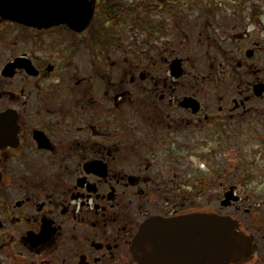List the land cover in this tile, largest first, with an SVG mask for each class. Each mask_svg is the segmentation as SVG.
<instances>
[{"label":"flooded vegetation","instance_id":"af4514ba","mask_svg":"<svg viewBox=\"0 0 264 264\" xmlns=\"http://www.w3.org/2000/svg\"><path fill=\"white\" fill-rule=\"evenodd\" d=\"M81 4L80 31L0 15V264H137L154 219L155 264H209L166 224L194 215L264 264V0Z\"/></svg>","mask_w":264,"mask_h":264},{"label":"water","instance_id":"95a60500","mask_svg":"<svg viewBox=\"0 0 264 264\" xmlns=\"http://www.w3.org/2000/svg\"><path fill=\"white\" fill-rule=\"evenodd\" d=\"M81 8V0H0L1 16L41 28L64 24L80 31L90 22L91 17L90 15L86 22L79 21ZM160 224L165 222L154 219L143 228L135 240L132 253L138 264L156 263L154 234L156 226ZM166 224L188 226L189 233L194 235V250L207 251L209 264H237L238 261L243 262L250 257V253L242 249L237 256V223L231 218L194 215ZM240 238L243 239L242 236Z\"/></svg>","mask_w":264,"mask_h":264},{"label":"rangeland","instance_id":"374dc122","mask_svg":"<svg viewBox=\"0 0 264 264\" xmlns=\"http://www.w3.org/2000/svg\"><path fill=\"white\" fill-rule=\"evenodd\" d=\"M213 1L226 2V1H237V0H213ZM252 1H254V0H248V2H252ZM232 4L234 5V7H237L236 4H234V3H232ZM220 15L222 16L223 14L221 13ZM116 26H118V25H116ZM119 27H122V25H120ZM231 171H232V169H229V172H231ZM243 172H244V169L237 168V183H239L240 181H242L245 178V174H242ZM232 176L233 175H231L229 178V183H232ZM241 186H242L241 190L245 189L247 192H250L249 190H252L251 188L254 187V184H247V186L250 188H247V186L245 184H242ZM245 190L241 191V192H245ZM226 213L230 214V213H233V211L232 210L231 211L226 210Z\"/></svg>","mask_w":264,"mask_h":264}]
</instances>
